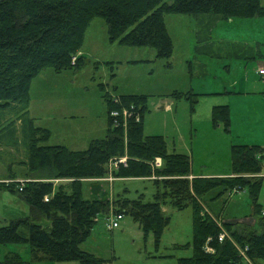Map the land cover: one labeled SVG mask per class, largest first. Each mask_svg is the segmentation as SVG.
<instances>
[{"label": "trees", "instance_id": "trees-1", "mask_svg": "<svg viewBox=\"0 0 264 264\" xmlns=\"http://www.w3.org/2000/svg\"><path fill=\"white\" fill-rule=\"evenodd\" d=\"M263 3L264 0H0V112L10 110L14 115L7 124L10 127L20 120L27 146L25 176L31 180L0 184V191L16 194L31 214L0 226V246L27 244L34 262L105 264V260L82 251L80 245L89 237L98 217L111 211L110 203L106 197L84 198L82 180L106 177L109 161L123 156L127 157L126 166L113 170V177L148 178L152 173L150 163L160 158L162 166L153 173L161 179L151 180L155 188L153 200L145 202L143 195L136 200L118 197L113 210L130 216L144 239L151 234L157 251L170 223L162 208H190L192 256L178 258L177 264H264V206L259 203L264 148L232 145L229 177L189 179V156L169 149L163 136L144 135L143 119L149 112L147 95L112 98L104 85H99L107 130L103 138L91 141L82 151L47 145L49 130L34 124L28 112L30 83L39 73L46 69L58 74L78 72L84 67L85 59L78 53L87 28L96 18L105 22L109 44L151 48L156 59L167 60L173 47L165 15L191 16L205 26L206 34L197 35L200 44L208 41L216 20L264 17ZM210 16L215 20L204 24V17ZM254 58L249 56L250 60ZM170 97L189 102L193 111L199 95L192 91L173 92ZM113 110L120 111L117 125L109 117ZM123 110L132 111L125 122ZM133 113L138 114V121ZM211 118L214 126L221 124L224 131H229L227 105L214 106ZM7 139L12 140L9 132ZM54 180L69 181L63 184ZM215 189H219L217 197L234 190L246 191L259 231L243 224H218L219 217L205 211V197ZM42 219L48 222L46 226L40 223ZM222 230L229 236L220 242ZM0 264L29 263L16 253H8Z\"/></svg>", "mask_w": 264, "mask_h": 264}, {"label": "rangeland", "instance_id": "rangeland-1", "mask_svg": "<svg viewBox=\"0 0 264 264\" xmlns=\"http://www.w3.org/2000/svg\"><path fill=\"white\" fill-rule=\"evenodd\" d=\"M204 18L206 21L202 20L203 23L208 25L215 20L211 16ZM164 19L173 47L172 55L167 60L156 59L155 51L151 48H127L109 44L105 22L96 18L87 28L78 53L85 59L80 71L58 74L46 69L31 81L28 112L34 124L49 130L47 145L82 151L87 149L92 139L104 136L108 123L98 88L104 85L112 98L117 94H147L149 112L143 119L144 135L163 136L169 149H172L174 143L182 153L191 155V149L196 170L205 166L202 167L204 171H208V168L218 172L229 171L232 145L252 146L251 142H257V146L264 148V78L258 74V70L264 69V17L216 20L208 41L200 44L197 43L198 32L206 34V28L199 25L195 18L165 15ZM253 55L256 58L250 60L249 56ZM113 87H116L117 94H113ZM242 89L248 93L244 100L225 93L233 90L241 92ZM191 90L199 95L193 111L189 102L170 97L173 92L185 93ZM216 91L220 95H205ZM167 103L173 106L165 110L158 108ZM226 103L230 106L231 134L224 131L221 124L214 126L211 118L212 107ZM10 112H0L3 122L0 123V130L6 129L0 133V184H23L31 181L25 176L27 146L24 144L20 120H15L11 127L7 125L10 119L15 118ZM119 112H110L113 124L117 125ZM129 114L132 115V111ZM121 115L125 122L128 118H125L123 112ZM133 115L137 117L138 114ZM8 132L12 140L7 139ZM150 164V181L133 180L112 184L99 179L82 180L84 198L106 197L111 210L106 216L98 217L89 237L80 245L82 251L105 260V264H177L178 258L192 256L190 208L178 211L165 206L164 214L170 218V223L162 233L157 251L154 249L152 235L144 239L138 225L123 212H117L122 216L118 228L112 231L106 229V224L116 214L113 210L116 207L115 198L136 200L143 195L145 202L153 200L155 188L151 180L161 178L153 173V164ZM259 177L264 178V173ZM116 179L122 181L128 178ZM67 181L54 180L63 184ZM218 192L219 189H215L206 195L205 202L210 204L211 210L207 209V212L217 216L225 206L221 212L224 219L252 216V205L246 191L234 190V193H238L232 195L233 192H227L217 197ZM229 196L231 201L227 202ZM259 196L260 204L264 205V180ZM30 215L28 205L16 194L0 191V226ZM252 218L257 221L255 217ZM40 223L43 226L48 224L45 219L40 220ZM222 223L218 221V224ZM255 224L248 228L259 231ZM220 235L223 240L229 236L225 230ZM8 253L18 254L29 264H48L34 262L27 244L0 246V261ZM158 256L170 258L156 261L151 258Z\"/></svg>", "mask_w": 264, "mask_h": 264}, {"label": "crops", "instance_id": "crops-1", "mask_svg": "<svg viewBox=\"0 0 264 264\" xmlns=\"http://www.w3.org/2000/svg\"><path fill=\"white\" fill-rule=\"evenodd\" d=\"M204 74H207V73H204ZM108 90H110V88L109 87H106ZM112 91H114L113 92V94H117V89H116V87H113V90ZM192 91V90H191ZM226 91V90H225ZM208 93H212V92H208ZM226 94H231L232 96H236L237 98L238 97H240L239 99L240 100H244L245 99V97L247 96V92H245L243 89L241 90V92H235L234 90L231 92V93H229V92H225ZM117 95H126V94H117ZM129 95V94H128ZM143 95H147V94H143ZM205 95H220V93L219 92H213V94H205ZM148 96V95H147ZM149 97V96H148ZM148 101H149V98H148ZM228 103V102H227ZM226 103V104H227ZM226 104H220V105H226ZM217 105V104H216ZM229 104H227V106H228ZM170 106L172 107L173 106V104L172 103H167V105H165V106H158V108H161V109H164L165 110V108H170ZM214 107V106H213ZM212 107V108H213ZM229 107V112H230V106H228ZM34 118V117H33ZM222 126V125H221ZM230 126H231V118H230ZM219 127H217V129H218ZM223 128V127H222ZM230 130H231V128H230ZM227 133H232V131H229V132H227ZM104 135H105V132H104ZM104 137V136H103ZM102 137V138H103ZM92 140H94V139H92ZM91 141V140H90ZM262 140H260V142H261ZM259 142V143H260ZM258 145L257 144V142H251V144L250 145ZM173 146H172V150H174V151H176V152H178V153H182V152H180V151H178L177 149H178V147L173 143L172 144ZM232 145V144H231ZM190 152H191V155H189V154H186V153H182V154H186L187 156H189V158H190V160H191V176L189 177V179H192V178H195V177H204V178H211V177H229L230 176V170L228 171H226V172H218L217 170H212V169H207L208 171H204V170H202V167H205V166H201L200 167V169L199 170H196L195 168H194V164H193V161H192V150L190 149ZM230 169V168H229ZM133 180H136V181H150L148 178H142V179H125V180H122V181H114V182H112V184L113 183H115V182H127V181H133ZM107 184H109V183H107ZM238 192H236V193H232V195L233 194H237ZM231 195V196H232ZM231 196H229V198H228V200H227V202H230L231 200H230V197ZM260 197V196H259ZM260 203V202H259ZM224 205H226V203L224 204ZM233 205H234V201H233ZM262 206H264V205H262ZM164 208L165 207H163L162 208V211L164 212ZM224 208H225V206L223 207V209L222 210H220V214H218L217 216L219 217L218 219H219V221L220 222H223V223H229V224H233V223H236V224H245V225H247L246 223H248V225L249 226H252V225H254L255 223H256V221L252 218V216H245V217H243V218H238V219H224V218H222V211L224 210ZM207 209L211 212V210H210V204L208 205V204H205V211L207 212ZM208 214L209 215H211V216H213V217H216L215 215H212V213H209L208 212ZM19 219V218H18ZM151 259V258H150ZM152 260H154V261H156L157 259H152ZM158 260H168V259H158ZM61 264V263H60Z\"/></svg>", "mask_w": 264, "mask_h": 264}, {"label": "built area", "instance_id": "built-area-1", "mask_svg": "<svg viewBox=\"0 0 264 264\" xmlns=\"http://www.w3.org/2000/svg\"><path fill=\"white\" fill-rule=\"evenodd\" d=\"M258 74H259V76H261L262 78H264V69L258 70ZM123 115L125 116V118L131 116L128 113L127 110H123ZM136 120L138 121V117L136 118ZM126 161H127V157L126 156L119 157V158H113L112 160H110L109 163H108V165H107V171H108L107 176L104 177V178H102V179H99V180L100 181H106V182L108 181V182H111V183L114 182V181H116L117 179L112 176V172H113V170L117 169L119 165H122V166L125 167L126 166ZM152 164H153L152 165V168L153 169L160 168L162 166L161 159L155 158L154 161L152 162ZM113 218L114 219L112 221H109L106 224V229L108 231H112V230L118 228V226H119L118 225V222L121 221L122 216L116 213ZM218 240L221 242L223 240V236L222 235L219 236V239Z\"/></svg>", "mask_w": 264, "mask_h": 264}]
</instances>
